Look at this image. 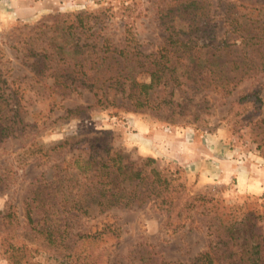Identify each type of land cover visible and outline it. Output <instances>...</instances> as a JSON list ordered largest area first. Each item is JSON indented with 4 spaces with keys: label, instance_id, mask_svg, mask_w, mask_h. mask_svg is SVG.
<instances>
[{
    "label": "rangeland",
    "instance_id": "obj_1",
    "mask_svg": "<svg viewBox=\"0 0 264 264\" xmlns=\"http://www.w3.org/2000/svg\"><path fill=\"white\" fill-rule=\"evenodd\" d=\"M177 1L0 0V216L10 203L22 212L23 202L28 199L33 203L36 220L42 219L45 212L52 220L59 218L69 237L114 222L118 237H105L81 247L108 252L109 263L114 264H159L162 258L190 263L198 253L211 248L224 250L228 255L225 264L254 256L251 246L256 242H241V238L220 242L216 233L228 234V228L241 227L242 218L252 215L257 232L264 236V218H259L264 213V195L245 190L236 178L224 182L191 175L173 160L143 153L134 136L141 131L140 122L188 131L203 139L211 135L227 146L229 158L264 168L261 65L251 72L252 76L232 83V92L226 96L187 85L173 90L163 84L156 88L147 72L135 73L141 95L160 93L159 99L166 96L173 100L158 111L135 109L127 96L128 88L126 93L107 90L108 100L98 102L94 91L80 79L63 77L64 70L74 66L75 56L84 58L87 67L98 69L96 56L124 46L128 32L133 34V46L137 43L145 54L155 53L169 30L188 27L189 22L179 17V12L169 11L179 5ZM211 1L221 7L228 0ZM234 3L240 21L264 22V0ZM77 12L83 13V23L75 15L68 16ZM74 23L77 25L72 26ZM233 27L226 21L219 26L218 35H228ZM255 60L258 64L262 61ZM133 67L145 68L134 63ZM248 94L252 98L244 99ZM254 94L262 99L259 108ZM77 107L83 110L68 112ZM95 138H107L133 167L153 156L160 168L175 171L182 192L194 196L196 208L182 215L180 221L174 220L173 226L149 203L114 207L95 217L81 214L66 225L68 218H63L56 205L60 194L55 192V182L61 173L74 172V159L86 158L89 141ZM76 238L73 236L71 241ZM259 243L257 257L259 264H264V242ZM54 251L35 254L33 263L76 264L68 251ZM0 264H8L1 250Z\"/></svg>",
    "mask_w": 264,
    "mask_h": 264
},
{
    "label": "trees",
    "instance_id": "obj_2",
    "mask_svg": "<svg viewBox=\"0 0 264 264\" xmlns=\"http://www.w3.org/2000/svg\"><path fill=\"white\" fill-rule=\"evenodd\" d=\"M176 3L179 5L171 7L169 11L179 12V17L189 22L188 27L169 30L165 42L155 53L145 54L137 43L133 46V34L128 32L124 46L114 47L96 56L98 69H93L94 65L87 67L84 58L75 56L74 66L71 70H64L63 77L80 79L85 87L94 91L98 102L108 100L105 96L107 90L126 93L128 88L127 96L135 109L158 111L173 100L166 96L159 99L160 93L141 95L135 73L147 72L156 88L163 84L173 90L175 86L187 85L195 90L210 89L226 96L232 92V83L236 85L238 81L252 76L251 72L259 69V65L264 70V22L240 21L234 0L225 1L221 7H215L211 0H179ZM74 15L83 23L82 12L68 16ZM215 19H218V23ZM226 21L234 27L228 35L219 36L218 28ZM76 25L74 23L72 26ZM236 32L240 34L236 36ZM235 54L237 56L234 57ZM255 58L262 60L260 64ZM133 63L145 68L136 70ZM228 63L229 69L226 67ZM231 69L236 72L232 73ZM248 95L244 99L252 98ZM253 96L257 107H261V97L258 94ZM79 110L83 109L77 107L68 112ZM12 127L8 126V129ZM89 142L88 156L74 159V172L67 170L61 173L55 182V192L60 194L56 205L63 212V218H68L66 225L70 219L81 214L95 217L114 207L149 203L165 214L167 223L173 226L174 220L180 221L182 215H189L196 208L194 196L182 192L176 172L160 168L153 156L133 167L126 162L125 154L110 146L107 138H95ZM22 208L20 212L16 204L10 203L0 216V250L8 264H34L32 258L35 254L51 250H55V253L68 251L76 264H102L103 261L114 264L109 263L108 252L81 249L84 244L105 237H118L119 230L114 222L97 226L94 231L76 232L69 237L59 218L52 220L45 212L42 219L36 220L33 203L28 199L24 200ZM251 216L242 218L241 227L228 228V234L216 233L220 242L237 238H241V242H256L251 246L254 256L245 257L238 263L236 260L228 261V264L260 262L257 257L260 253L259 242H264V236L257 232V222ZM259 218L263 219L264 213ZM73 236L77 238L71 241ZM227 256L224 250L220 252L211 248L198 253L190 263L162 258L159 264H225Z\"/></svg>",
    "mask_w": 264,
    "mask_h": 264
},
{
    "label": "crops",
    "instance_id": "obj_3",
    "mask_svg": "<svg viewBox=\"0 0 264 264\" xmlns=\"http://www.w3.org/2000/svg\"><path fill=\"white\" fill-rule=\"evenodd\" d=\"M134 138L143 153L160 155L183 166L202 179L229 181L238 179L249 192L264 195V168L260 164L229 158L227 146L213 136L203 139L189 132L160 128L150 122L139 124Z\"/></svg>",
    "mask_w": 264,
    "mask_h": 264
}]
</instances>
